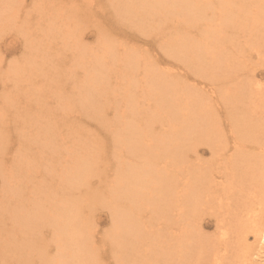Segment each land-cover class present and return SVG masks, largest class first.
I'll return each instance as SVG.
<instances>
[{
	"label": "bare ground",
	"instance_id": "obj_1",
	"mask_svg": "<svg viewBox=\"0 0 264 264\" xmlns=\"http://www.w3.org/2000/svg\"><path fill=\"white\" fill-rule=\"evenodd\" d=\"M77 1L0 0V34L14 32L23 52L6 61L0 44V183L13 197L0 194V264H264V78L256 79L264 68L247 55L252 43L264 57V35L256 34L264 30V0ZM106 1L117 27L144 34L129 40L133 31L116 28L127 38L124 52L102 41L93 53L84 34L93 22L104 29ZM145 44L159 46L183 73L162 68V55ZM136 62L144 72L132 77ZM113 66L128 73L118 75L120 107L106 83ZM67 83L83 122L120 130L117 146L88 149L80 145L93 140L79 138L66 147L52 116L62 107L75 112ZM153 90L163 120L132 108L137 94ZM22 113L32 118L24 122ZM126 140L142 151L131 152ZM13 176L9 186L3 177ZM105 208L110 225L100 232Z\"/></svg>",
	"mask_w": 264,
	"mask_h": 264
},
{
	"label": "rangeland",
	"instance_id": "obj_2",
	"mask_svg": "<svg viewBox=\"0 0 264 264\" xmlns=\"http://www.w3.org/2000/svg\"><path fill=\"white\" fill-rule=\"evenodd\" d=\"M77 3L78 4L82 3V0H80V1L78 0ZM107 4H108V1L105 2L104 6L106 7V9L103 12L104 18L101 21V23L104 24V27H103L104 29H101V26L99 27L100 24L97 23V22H93L92 26L85 27L84 34L86 36V39H87L89 45L92 46V52L93 53L99 52V50L102 51V47L106 46L105 44H96L97 42L98 43L99 42L102 43V41L112 42V44H108V46L110 48L111 47H116V46L117 47L120 46V48H122V46H123L124 47V48H122L123 50L120 49L118 51L119 52H121V51L124 52V49H127V47L129 45L125 46V44H123V41H124L123 39H127L128 38L129 40L139 41V40H142V39L145 38L144 34L142 36L140 35L142 32H136V30H131V29H128V28H125V27H117L116 26V25H118L117 21L112 16V15L115 14L114 11H113V6H109ZM82 14H83L84 18H80L81 22H82V20H83V23H86V22L90 21V20L86 19V18H88L90 16V14L87 11L82 12ZM35 17L36 16H32L30 22L33 23L35 21L34 20ZM263 20H264V17H263L262 21ZM116 28L127 30L126 34H128V35H129V32L133 31L135 37H133V36H127V38L125 36L123 37V35L121 33H119L118 30L117 31L115 30ZM262 28L264 29V25H262ZM259 31H260V33H259ZM259 31H256V34L264 35V30H259ZM117 32H118V34H116ZM2 35H4V36H2ZM2 35L0 34V44H2L4 50H6L5 53H8V54H6V55H8V57H5L6 61L12 59L13 57L17 58V57L23 56V52L21 50L17 51V49H18V45L17 44H19V42H17V39L14 36L15 33L14 32H8V33L5 32L4 34L2 33ZM239 40L241 41V38ZM258 43L261 44L264 47V38H262V40H259ZM6 44H8L7 47H10V46L12 48L15 47L14 49H16V52H14V51L11 52L10 49H8L7 47L5 48L4 46H6ZM145 45H147L146 46L147 49L148 50L150 49V51L152 52L153 55L156 56V54H157L158 58L159 57L161 58V55H162L163 58L160 59V60H162L161 65L164 66V67L161 66L162 68H165V69L166 68H168V69L170 68V70L172 72H175L176 74H179V75H180V73L181 74L183 73V70L181 69L182 68V64L176 63L174 61H172V62L170 61L171 63H169V64L166 63L167 61L165 62L164 57L166 58V56L162 52V50H160L159 46H156V45L153 46L154 44H145ZM42 46H43V44H41V47ZM140 46H141V44H134V46H133V49H136L138 54H140V51H139L140 50ZM253 46H254V44L250 43L249 46H248V49H247V51L250 52V54H247V55L251 57L249 62L253 63V62H257V61H262V63H263L262 68H264V57L262 55H259V53L256 54L257 52L252 51V47ZM9 52H11V53L9 54ZM261 53H264V51H262ZM242 61H248V60L245 57H243L242 60H241V56H240L239 63L242 62ZM113 67H110V69L113 72H115L116 75L113 74L110 78L107 77L106 78V83H107V86L109 88L108 92H110L109 97L111 98V101L114 102L113 104L116 107H120V104H122V102H120V98H121V95L123 94V90H121V89L123 87H122V80H121V78L118 75H123V74L127 75L128 74L127 72L132 71V73H131L133 75L132 77H138L140 75H143L144 71L140 68L139 62H136V64H134V67L130 66L128 68L127 72H126L125 69H121L122 71L119 72L117 67H115V66H113ZM173 67H175V68L173 69ZM175 69H176V71H175ZM241 69H243V67ZM152 71H153V75L154 76L156 74H158V76H161V74L157 72V69H153ZM185 71L189 72V71H191V68L189 67ZM238 71H240V69ZM262 75H263V73L260 74V76H257L256 79L260 80V81H263L264 77ZM160 78L164 79V77H160ZM185 79H186V77H182V78H180L178 80L181 81V82H185ZM194 81H195V83H194ZM189 82L193 83V84H198L199 86H203L202 88H206V87L209 88V82L205 78L197 79V78L190 77L189 78ZM42 83L44 85H46L44 80L42 81ZM116 84H120V86H116ZM67 87L68 88H66V92H67V94H69L72 97V99L69 101V104L71 105L72 110L75 111V112L72 113L71 110L70 111L68 110V108L65 111L63 109V107H62L58 112L54 113L53 116H52L55 120L58 119L57 122L61 125V128L63 129V133L66 136V138H65L66 139V143H65L66 147H68V148L71 147L72 148L73 144H75L76 141L79 138H80V140L77 142L79 144L83 143V140H86V141H88L90 139L93 140V142H89L90 145H80L81 147H87L88 149L95 148V149L99 150V148H102L104 146H106L108 149H112L113 146H117V140L121 136L120 130H118L115 134H112V133L107 132L109 130V128H103L104 125L97 126V125L94 124V121L89 122V123L88 122H83V120L81 118V114H80L81 107L79 108V106L77 104L78 95L76 94V95L73 96V93H72L73 90L68 86V83H67ZM137 89H139V88H137ZM156 93L157 92L153 90V94H152L151 97L148 95L147 92L137 94L135 96V98H134V100L136 101L137 104H135V103H134L135 105L132 104L133 105L132 108H134V109L140 108L141 109V107H144L145 110L146 109L150 110L149 114H150V116H153V119L161 118L163 120L164 116L162 114H164V112L161 111L160 113H157L156 105H158V103L152 102V99H155L153 97L155 96ZM42 95H44L43 92H42ZM115 95L117 96V101H114L112 99V97H114ZM188 100H190V99H188ZM177 113H178V109H174L172 111V117H173V115H177ZM24 115H25V113H22V119H23L22 121H24V122H28L32 118V116L30 114H27L25 117H24ZM67 115L70 116L72 119L70 120ZM106 115H107L108 118L112 117V113L111 112H108ZM62 116H67V121L65 119H63V118H60ZM149 117H146V122L150 121ZM117 118L119 119L120 117H117ZM76 119H77V121H75ZM109 120L110 119H107V122ZM111 121H109L107 123V125H110ZM113 123H114V121L111 124H113ZM107 125H105V126H107ZM61 128L56 129L54 134H60L61 132H59V129H61ZM136 130L139 131L138 128H136ZM109 131H112V130H109ZM137 133H135V134H137ZM93 135H94V137H93ZM53 137L54 136L52 135V138ZM124 142L127 143V148L131 152H135V151L141 152L142 151V148H140V150H139L138 147H136L135 145L131 144L129 141L126 140ZM50 144H52V145L50 147H48L47 149L48 150L52 149L51 152H53L55 150L54 140H52ZM62 144H64V143H62ZM14 148H15V145L12 146V149H14ZM57 149H65V148L64 147H58ZM9 151L11 152L12 150H9ZM117 151L119 153L125 155V148L123 146H118ZM200 151L202 152L201 155H202V157L204 159L209 160L212 157L211 154L209 153V151L207 150L206 146H204V145L200 146ZM187 153L189 155H191V152H187ZM7 156L10 157V154H8ZM135 157H137V156L135 155L132 158H135ZM4 159L7 160V164L4 165L3 167H7L9 165L8 157H5ZM171 163H173V162H171ZM180 166H181V164H176V166L172 169V171L176 172L177 170H179ZM166 170H167V168H166ZM3 178L5 179L6 183L9 186H10V184L14 185L16 183L15 176L9 177V178H7V180H6V177H3ZM1 184L2 183H0V194H2L5 199L13 198L11 195L6 194L4 192V190L1 189ZM102 210L103 211L100 214H98V216H99V218H98L99 231L100 232L104 228L108 227V225H110V222L108 221L109 218L107 216V211L108 210L106 208L102 209ZM210 231H211V228L205 230V232H210ZM250 241H252V238H250ZM104 247L111 254V245H110V243H108V242L106 243L105 242ZM106 258H108L107 260H110V262H113L110 259L109 256H107Z\"/></svg>",
	"mask_w": 264,
	"mask_h": 264
}]
</instances>
